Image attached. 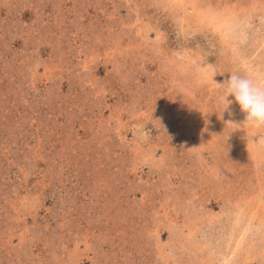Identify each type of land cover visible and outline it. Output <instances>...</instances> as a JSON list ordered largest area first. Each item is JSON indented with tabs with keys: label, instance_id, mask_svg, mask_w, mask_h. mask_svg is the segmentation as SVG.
Returning <instances> with one entry per match:
<instances>
[{
	"label": "rangeland",
	"instance_id": "1",
	"mask_svg": "<svg viewBox=\"0 0 264 264\" xmlns=\"http://www.w3.org/2000/svg\"><path fill=\"white\" fill-rule=\"evenodd\" d=\"M232 73L264 0H0V264H264Z\"/></svg>",
	"mask_w": 264,
	"mask_h": 264
},
{
	"label": "clouds",
	"instance_id": "2",
	"mask_svg": "<svg viewBox=\"0 0 264 264\" xmlns=\"http://www.w3.org/2000/svg\"><path fill=\"white\" fill-rule=\"evenodd\" d=\"M218 86V101L228 112L232 104L239 106L244 122L255 128H264V75L232 73ZM231 115V113H229ZM226 124H242L228 121ZM191 150V149H190Z\"/></svg>",
	"mask_w": 264,
	"mask_h": 264
}]
</instances>
